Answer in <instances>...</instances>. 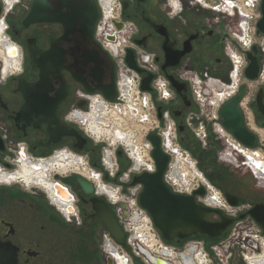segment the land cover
Segmentation results:
<instances>
[{
  "label": "flooded vegetation",
  "instance_id": "1",
  "mask_svg": "<svg viewBox=\"0 0 264 264\" xmlns=\"http://www.w3.org/2000/svg\"><path fill=\"white\" fill-rule=\"evenodd\" d=\"M50 1L0 0V139L3 147L0 148V185H3L0 186V245L13 256V264H114L103 252L104 235L108 233L117 246L126 250L129 248L127 244L124 247L113 239L104 227L96 208L99 209L102 205L100 201H104L117 218L111 199L118 198L117 193L112 191L114 188L112 185L118 183V177L102 172L104 174L102 182L107 186L108 194L102 192V185L99 186L93 178L87 177L91 175L90 172L101 174L103 170L101 144L95 138L89 137L77 123L71 124L78 118L77 111L87 112L92 96L99 93H87L67 71L63 72L68 94L58 109L59 123L63 127L77 130L85 142L79 143L75 138L63 136L55 144L51 142L48 131L55 129V125L51 128L47 124L35 127L36 121L30 124L16 121L17 113L25 103L21 84H34L40 80L39 69L31 66L32 53L48 51L51 39H58L64 33L63 26L58 23L38 22L29 26L24 24L31 11L50 10ZM100 1L95 0L99 18L94 34V39L99 44L96 33L102 18ZM120 2L122 20L120 23L124 28L118 33L128 29L124 44V61L126 63L129 50L136 66V69H133L126 63L128 73L141 78L142 81L151 77L152 90L149 93L157 104V110L161 107L162 114L167 113L170 120L177 124L180 143L190 142L192 134L197 135L193 123L196 116L193 111L197 104L192 95V80L228 78L232 69L229 44L237 48L232 35V27L236 26V21L228 16H222L221 12H216L213 8L210 14L198 11L197 0H120ZM257 47L260 65L257 104L256 96L255 104H252L250 98H246L243 103L246 102L247 110L243 107L242 109L247 116L245 120L247 119L248 128L255 132L264 144L262 139L264 114L258 104V95L261 93L263 96L261 102L264 105V36L257 37ZM105 51L115 63L117 84L116 61L112 52ZM36 57L39 58L37 53ZM254 84L249 85V92L252 91ZM80 100L86 101L85 110L78 107ZM251 107H254V116L250 114ZM180 127L183 128L182 132L179 130ZM235 147L239 154L245 156L249 168L259 177L255 178L264 179L258 175L249 161V154L255 155L258 151L261 155L264 153L261 150L245 149L237 144ZM22 153L26 158H22ZM8 157H12L10 162L7 161ZM60 157L79 163L80 170H70L67 173L55 171L57 168L53 166L59 165L56 160ZM126 157L124 153L122 157H118L119 163ZM11 161H14V164ZM29 161L33 162L32 167L39 165L40 169L38 170L39 167L35 169L38 171H35L34 167L32 169ZM84 162L87 163L89 170ZM46 166L48 171L44 169V174L49 180L42 177L43 167ZM25 172L33 173V176L40 180L25 179L23 177ZM185 173L191 179L197 178L198 174L192 170H185ZM75 177L84 178L91 184L92 191L89 195ZM21 183L26 186L19 185ZM56 183L65 189L61 190L65 193L66 199L55 194ZM224 184L230 183L221 184L223 186L219 190L223 197L226 200L227 196L235 197L239 202L237 206H233L238 209L236 214L232 215L219 210L221 207H211L220 211L222 216L233 220L219 239L225 237L237 221L241 230L251 223L250 220L255 222L250 216V211L255 206L264 204L248 200L240 189L227 188ZM215 198L212 197L209 202L217 204ZM69 208L73 211L71 212ZM207 220L220 222L221 216L211 214L207 216ZM190 239L199 237L196 235ZM184 242L173 243L179 245ZM233 254L229 264H236L233 262L235 254L237 264H244L238 248L233 249ZM255 254L257 256V253Z\"/></svg>",
  "mask_w": 264,
  "mask_h": 264
},
{
  "label": "water",
  "instance_id": "2",
  "mask_svg": "<svg viewBox=\"0 0 264 264\" xmlns=\"http://www.w3.org/2000/svg\"><path fill=\"white\" fill-rule=\"evenodd\" d=\"M50 10L31 11L24 21L26 26L38 22H49L61 24L64 28L63 35L51 39V47L48 51H36L31 55V66L40 71V80L34 84H21L20 88L25 99L22 109L17 113V123L26 124L36 121L35 127L47 124L51 142L57 144L61 137L75 138L79 143L85 142L84 137L75 129L63 127L59 123L58 109L68 94L67 84L63 79V72L67 71L72 79L79 83L89 94L99 93L107 101H115L117 98L116 67L111 56L94 39L96 22L99 18V10L95 0H51ZM260 15L256 24V37L264 36V0H261ZM117 32L124 25L114 22ZM108 40L114 41L115 36H109ZM36 53L39 58L36 57ZM247 66L244 70V83L237 94L224 103L219 110V122L221 126L232 136V138L246 149H261L264 145L259 141L257 135L251 131L245 120L242 109L243 101L249 96V84L259 78L260 65L258 62V47L254 44L250 50L243 51ZM126 63L133 69L131 51H127ZM151 77L142 81L141 89L150 92ZM263 96L258 95V104L264 114ZM257 104V95H256ZM78 107L85 110L86 101L80 100ZM158 116L162 118V108H158ZM179 130L182 132L183 128ZM56 138V139H54ZM148 140L153 146L152 157L155 161V173H142L134 175L125 187L141 186L142 190L138 197L140 207L150 216L155 229L162 239L167 243L186 241L196 235L206 236L210 239H219L229 226L232 219L221 215V212L197 202L196 196L204 197L206 190L200 188L193 195H181L174 193L164 182V174L167 170L170 157L161 146V138L158 134L150 133ZM261 147V148H260ZM0 148L2 142L0 139ZM118 157L123 152L118 151ZM22 158H26L22 153ZM78 179L85 193L89 195L92 191L91 184L81 177ZM55 194L60 195L64 188L54 185ZM64 199V198H63ZM66 199V198H65ZM231 206L238 205V199L227 196ZM101 207L96 208L104 227L110 232L113 239L120 245L126 247V234L119 225L113 211L104 202ZM118 206L123 210L124 218L129 216L128 206L121 202ZM68 207H66L67 209ZM70 209V208H69ZM217 214L221 216L220 222H211L207 216ZM250 216L264 230V204L255 206L250 211ZM229 246V245H227ZM143 253L154 264H170L162 259L153 257L148 251ZM185 264H194L192 258L181 255ZM237 254L234 261L237 264ZM0 264H13V256L0 245ZM135 264H141L135 261Z\"/></svg>",
  "mask_w": 264,
  "mask_h": 264
},
{
  "label": "built area",
  "instance_id": "3",
  "mask_svg": "<svg viewBox=\"0 0 264 264\" xmlns=\"http://www.w3.org/2000/svg\"><path fill=\"white\" fill-rule=\"evenodd\" d=\"M201 4L203 0H197ZM116 9L121 8L120 0H115ZM261 0H223L220 4H216L213 9L221 6L228 7L222 14L229 18H237V32L232 29V35L237 43V48H229V57L232 63V69L227 79L208 78L192 80V95L194 101L208 113V122H212L214 127L221 126L219 122V110L221 106L234 97L239 88L245 83L244 70L247 66L246 57L243 51L250 50L253 45L248 49L243 48L237 41L240 30L243 28V23L247 22L249 33L252 39L256 36V24L261 18L260 15ZM231 10L229 11V6ZM219 12V11H216ZM220 13V12H219ZM115 19L111 24H104V20L99 23L97 28V38L101 46L113 53L116 61L118 75H117V98L115 101H107L100 94L95 95L110 109H125V107H132L133 113L136 116L126 117L124 129L134 133L135 140L137 141L136 149L141 160L137 161L129 147L124 145L122 140L115 143L110 141L106 142V147L103 151V169L108 172L112 177H119L120 163L117 153L122 151L130 160V168L124 173L123 178H119V187L115 186L112 191L118 194V198L111 199L115 206V213L119 221V225L126 234V244L129 250L121 246H117L110 238L109 234L104 235L103 252L111 258L114 264H135L139 261L141 264H154L144 253L143 250L148 251L153 257L162 259L170 264H185L181 260V255L185 258H192L194 264H229L233 258V249L240 250L244 264H252L251 258L260 255V245L264 241V233L262 228L252 221L247 224L243 230L239 228V224L232 233V237L216 245L213 249L214 253L209 254L201 239H189L184 247L173 245V243L165 242L158 231L155 229L153 222L148 213L143 210L138 202L139 194L142 190L141 186L125 187L129 184L134 175L142 173H155L156 165L152 157L153 146L148 140L150 133H156L161 138V146L163 151L169 155L170 161L167 170L164 174V182L176 194L193 195L195 191L200 188L206 190L204 197H197V202L206 205L205 198L214 192V188L203 187L197 181H193L184 172L187 164H192L190 154L183 150L179 141L178 126L175 122L171 121L168 114H162V118L158 117V110L152 95L149 92H144L141 89L142 80L137 76H131L128 73L127 65L124 61V44L128 29L121 33L116 31L114 22H121V11L115 15ZM252 30V31H251ZM243 32V31H242ZM252 32V33H251ZM109 36H115L114 41L108 40ZM240 40V39H239ZM236 73V77H232ZM94 97V96H92ZM91 101V100H90ZM106 107V106H105ZM208 109L212 113L208 112ZM90 111V104L88 112ZM86 113V112H85ZM124 117V116H123ZM140 125L141 128H135L133 125ZM149 123L148 125H145ZM190 123V122H189ZM124 124V123H123ZM191 124V123H190ZM206 125H201L195 128V132L202 138L206 136ZM82 127V126H81ZM222 127V126H221ZM84 128V127H83ZM216 130V128H215ZM201 138V139H202ZM103 141V138L101 139ZM139 162V163H137ZM195 164V162H193ZM139 164V165H138ZM196 165V164H195ZM102 178V174H99ZM109 186V185H108ZM122 192H124L122 194ZM128 193V194H126ZM208 194V195H207ZM221 208L219 210L227 214H236L237 207L231 206L220 192ZM124 202L128 206L129 216L124 218L123 210L118 206L119 203ZM209 207V206H207ZM239 229V231L237 230ZM192 240V241H191ZM229 245V246H227ZM258 264V263H257Z\"/></svg>",
  "mask_w": 264,
  "mask_h": 264
},
{
  "label": "rangeland",
  "instance_id": "4",
  "mask_svg": "<svg viewBox=\"0 0 264 264\" xmlns=\"http://www.w3.org/2000/svg\"><path fill=\"white\" fill-rule=\"evenodd\" d=\"M173 1H175V0H173ZM203 1H204L203 3L209 5L210 7L213 8L216 4H220L223 0H215L213 2L209 1V0H203ZM196 9H198V11H202L204 14H210L212 12L211 8H206L201 3L197 6ZM221 15L226 16L222 13H221ZM231 19L235 20L236 25H237L238 19L237 18H231ZM102 20H103V16L100 20V23ZM232 29L234 32H237L236 26L232 27ZM254 37L257 40V37L255 36V34H254ZM229 45H231L230 47H232V44H229ZM244 82L246 83V81H244ZM252 83H255V84H254V86H252V91L250 90V95L247 98H250V100L252 101V104H255V96L257 94V81L252 82ZM252 83H250V84H252ZM162 105H163V103H162ZM155 106L157 108L156 103H155ZM165 106H167V105H165ZM250 109H251L250 114L252 116H254V107H251ZM211 111H212V109H211ZM211 111L208 109V112H211ZM86 113H88V111ZM193 113L196 115V116H194L195 119L193 122L194 128L199 127L201 125V123H204L205 125L207 123H209L208 126H206L207 137L202 138L201 136H198V135L195 136L193 133L192 134L193 136L191 137L190 142L185 141L184 143L181 142L180 144H181L182 149L187 151L190 154L191 159L193 162H195L198 171L201 172V174L205 177L206 180L211 182L213 188L215 190H217L218 192L220 191L219 190L220 187L223 186V185L221 186V184L223 182H227V183H230V185L224 184L225 187L240 189L242 191V193L245 194L246 197H248V200L256 201L257 203L264 202V179H259V180L256 179L258 176H256L255 172L252 171L251 168H249L250 166L247 164V160H246L245 156L242 153L239 154L234 149V147H235L234 143L235 144H237V143L236 142L233 143L229 138L221 137L218 133H216L214 124H212V122H208V119H207L208 113L206 111H204L198 104L196 106V109L193 111ZM246 118H247V116H246ZM71 124L76 125V123H73V122ZM246 124H247V119H246ZM209 125H210V127H209ZM78 126L81 127L80 124H78ZM179 141H180V138H179ZM100 144H101V157H102L104 148L106 147V142H100ZM262 156L264 158V154H262ZM11 158L12 157H8L7 161L10 162ZM11 163L14 164V161H11ZM130 165H131V163H130V160L128 159V157L124 158L120 162L121 174L118 177V182H119V178L124 177V173L127 172V170L130 168ZM102 172L103 173L105 172L104 169L101 171V174L103 175V178H104V174ZM119 183L114 184L112 186H115V188L117 189L120 186ZM11 185H15V184H11ZM19 185L22 186L25 184L21 183ZM0 186H3V185H0ZM28 187H32V186H28ZM32 188H34V187H32ZM123 193L124 192H122V194ZM126 194H128V193H126ZM250 222H252V221L250 220ZM236 223H238V221ZM236 223L232 227L230 232L225 237H223L222 239L215 240L212 242H209V241H206L205 239H202L205 250L209 254H213L214 253V251H213L214 247L216 245H218L219 243H221L222 241L228 239L231 236V234L233 233V231L236 227ZM173 245L179 246V247H184L186 245V243L184 242V243L179 244V245L173 243Z\"/></svg>",
  "mask_w": 264,
  "mask_h": 264
},
{
  "label": "bare ground",
  "instance_id": "5",
  "mask_svg": "<svg viewBox=\"0 0 264 264\" xmlns=\"http://www.w3.org/2000/svg\"><path fill=\"white\" fill-rule=\"evenodd\" d=\"M100 2H101V7H102V16H103L104 24L105 25L111 24L112 20L116 18L115 15L118 12H120L119 9H116V2H115V0H101ZM198 3L200 4L199 1H198ZM204 7L212 8L207 4H205ZM230 7H231V5L229 6V11L231 10ZM227 8L228 7L224 8L223 6H221V7L216 8V9L214 8L213 10L223 13V11H226ZM226 15L229 16V14H227V13H226ZM242 25H243V28H242V30H240L241 34L239 35L240 40L237 38V41L243 48L248 49V47L250 45L257 44V40L251 38L247 22H244ZM8 54H11V53H8ZM232 77H236V73H234ZM89 104H90V111L88 113H85L82 111H77L78 112V118L76 120H74L73 122L80 124L82 126V128L84 127L83 128L84 132L89 137L95 138V140L99 143L101 142L102 138H103L104 142L111 140L112 143H115L118 140H122V142H124V145L131 149L133 157L137 161L141 160L140 156L138 155V149H136V146H138V145H137V141L135 140L134 133H131L129 131H126V129H124V127H126L125 126V120H128L125 118L128 116L129 117L136 116L135 113H133L134 111H133L132 107H130V108L125 107V109L118 108L117 110L114 108L110 109L106 104H104L102 102V100H100L98 97H95V96L91 98V101ZM242 107L245 108V110H247L246 102L243 103ZM148 124L149 123H146L145 125H148ZM133 125L135 126V128H138V129L141 128V126L136 125L135 122H133ZM215 128H216V130H215L216 133H218L221 137H227L233 143L236 142L223 127L216 125ZM93 129H95V130H93ZM257 137L259 138L258 135H257ZM262 139L264 140V134H262ZM259 141H260V138H259ZM260 143H261V141H260ZM237 145L239 147H242L238 143H237ZM234 146H235V143H234ZM234 149L237 150V147H234ZM249 150H251V149H249ZM255 150H257V149H255ZM258 150H261V149H258ZM237 151H239V150H237ZM71 156L73 158H76L74 155H71ZM249 158H250L249 159L250 164L252 165L254 170L257 171L258 175H261L264 178V158L261 155V153L258 151L255 155L249 154ZM51 160H53V159H51ZM80 160H82V159H80ZM83 161H85V160L83 159ZM56 162L59 165L53 166V168H57V169H55V171H58L59 173H67L70 170H77V171L80 170L79 163H76L75 161H72V160L65 159L64 157H60L58 160H56ZM84 163H85V167L89 170L87 163L86 162H84ZM137 163H139V162H137ZM32 164H33V162L29 161V165L32 169H33V167H34V170L37 169L38 167H39L38 170L40 169L39 165L38 166L33 165V167H32ZM44 169H47V171H48V167L47 166L43 167L44 172L42 173V177L44 179L49 180V178L46 177V174H44L45 173ZM38 170H35V171H38ZM185 170H190V171L192 170V171L198 173L197 178L192 179L193 181H197L198 184H200L203 187L213 188L212 184L208 180L205 179V177L201 174L200 171H198L196 165L193 162H192V164H187V166H185L184 172H185ZM81 171L83 173H85V171H83L82 169H81ZM85 174H87V173H85ZM90 174L91 175H88L87 177L93 178L99 184V186L102 185L103 188L100 187L102 189V192L104 194H108V188L102 182V178L100 177V175L98 173L93 174V172H90ZM23 177L27 180L28 179H33V181H39L40 180L38 177H36V176L34 177L33 173H31V172H25L23 174ZM8 184H10V182H8ZM59 191H60V196L62 198H65V193L60 189H59ZM220 195H221L220 192H218L217 190L214 189V192L205 198L206 205L209 207H221ZM212 197H216L215 199H217V202H218L217 204H211L209 202V200ZM69 210L71 212L73 211L72 208ZM260 249H261L260 255L254 256L251 258L250 262L252 264H257V263L258 264H264V241H262V244L260 245Z\"/></svg>",
  "mask_w": 264,
  "mask_h": 264
},
{
  "label": "trees",
  "instance_id": "6",
  "mask_svg": "<svg viewBox=\"0 0 264 264\" xmlns=\"http://www.w3.org/2000/svg\"><path fill=\"white\" fill-rule=\"evenodd\" d=\"M198 237H199V238L202 237V238H204L205 240L208 239L207 241H209V242H210V241H211V242H212V241H215L214 239H209V238L206 237V236L198 235ZM193 238H194V237H193ZM188 240H189V239H188ZM186 241H187V240H186ZM186 241H185V242H186Z\"/></svg>",
  "mask_w": 264,
  "mask_h": 264
}]
</instances>
